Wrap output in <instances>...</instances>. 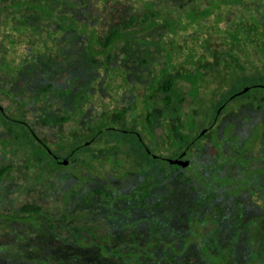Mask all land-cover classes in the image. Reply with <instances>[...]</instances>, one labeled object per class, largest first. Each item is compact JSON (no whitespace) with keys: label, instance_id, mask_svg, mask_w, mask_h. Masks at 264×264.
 I'll list each match as a JSON object with an SVG mask.
<instances>
[{"label":"rangeland","instance_id":"rangeland-1","mask_svg":"<svg viewBox=\"0 0 264 264\" xmlns=\"http://www.w3.org/2000/svg\"><path fill=\"white\" fill-rule=\"evenodd\" d=\"M15 1L0 0V105L66 162L0 119V264H127L71 235L82 225L108 234L113 218L125 224L111 243L129 247L131 264H205L189 222L205 212L217 222L215 234L212 223L201 228L204 245L214 234L227 264H255L244 236L258 215L251 238L264 244V88L229 103L180 171L151 161L132 133H96L133 126L152 152L173 157L186 140L172 124L192 135L189 120L206 125L213 99L264 82V0Z\"/></svg>","mask_w":264,"mask_h":264},{"label":"trees","instance_id":"trees-1","mask_svg":"<svg viewBox=\"0 0 264 264\" xmlns=\"http://www.w3.org/2000/svg\"><path fill=\"white\" fill-rule=\"evenodd\" d=\"M14 4H16L17 6H22L24 4H27V1H23V0H18V1H15ZM160 10H157V11H152L150 12L151 15H154V13H159ZM119 29H114L111 33H109L105 40L102 42L103 45H110L112 43H114L118 37L120 36V33H119ZM248 86V89L252 88V87H262L264 88V82L263 80H259L257 82H254V83H247L245 84ZM173 86L172 84V81H171V78L169 79H165V81L163 82L162 84V87L164 89H171ZM247 91L243 92V93H246ZM170 99V96L169 94H167L165 97H164V101L168 102ZM5 118V117H4ZM103 129H110V130H114L116 132H120V133H123V134H126L128 135V133H132V131L128 130V129H124L123 130V127H120V126H115V127H111V126H103V127H100V131H97L96 134H98L99 132H101ZM175 133L176 134H182L181 133V129H180V126L177 125L175 127ZM131 137H133L139 147H144V155L148 158H153L151 156V154L149 152L146 151L145 149V144L143 142V140L141 138H139L136 134H131ZM54 162H56L54 160ZM57 163V162H56ZM172 166H177V165H172ZM199 183V182H198ZM247 184V183H245ZM199 185H203L202 183H199ZM242 186V185H241ZM241 186H239V188H241ZM238 189V188H237ZM249 192L251 194H253L251 197H252V201L254 203H258V200H259V197L255 194V191L253 190V187H249ZM23 208L25 210H28V211H34V212H39L41 210V207L37 204H25L23 206ZM240 216V215H239ZM45 217L52 223V224H56L55 223V220L56 222L58 223L59 221L58 218H54L53 216H46ZM111 218V217H110ZM259 217L258 215H253V216H250L246 221H245V224L247 226L246 230H245V236L244 238L246 239H249V250H250V256L253 258V259H256L257 262L255 264H264V244L261 243L259 244L260 240H257L256 242L254 240H252L251 236L254 235L256 233L259 232V230L257 231V229L255 228L256 225L258 224L259 222ZM112 223H115L114 224V227H112L111 229H109V232L108 234H105V235H100V234H97L96 232H94V229L92 228V226H86V225H82V226H79V227H74V232L71 234L75 240H79L80 243L82 244V240H86V238L88 237H91L92 239H90L89 243H87L88 247H93V246H96V251L99 252V254L101 255H104V256H107L109 254H113V253H116L117 251H119V253L123 254L124 256H126L125 259V262L127 264H131L130 261L132 260L133 261V257L131 256V250H129V247H126V245L124 244H121V245H112L111 241L116 238V236L118 235L117 231L121 228L122 225L125 224V220H120L121 223L119 224H116V220L113 218L111 219ZM191 223V231H190V235H191V238H197V242L199 243L197 245L198 249L205 252V256L201 255L202 258H201V261L200 262H204L205 264H227L224 260L221 259V257L219 256L218 252L220 251V249L222 247H220L218 245V240L215 238V233H216V229H215V225H216V222H217V216L213 213H210V212H205L204 215H202V217L200 218H193L192 220L189 221ZM207 223H212V227H211V232L214 233L212 235H210V239L213 241L212 245H204L205 241V235H208V232L205 231V230H202L201 228H204ZM99 240H98V239ZM200 242H202V244H200ZM82 246H85V244H82ZM98 254V253H97ZM133 258V259H132ZM203 264V263H202Z\"/></svg>","mask_w":264,"mask_h":264},{"label":"flooded vegetation","instance_id":"flooded-vegetation-1","mask_svg":"<svg viewBox=\"0 0 264 264\" xmlns=\"http://www.w3.org/2000/svg\"><path fill=\"white\" fill-rule=\"evenodd\" d=\"M55 38H57V34L55 32ZM56 47V46H55ZM248 89V86L245 85ZM243 86V87H245ZM243 87L240 88L239 90L233 91L231 93H229L228 95L225 96H221L218 99H213V105L215 103V108H214V112L211 115L210 120L208 121V123L204 126H201L200 128H198L197 126L194 125L193 120L188 118L189 121H191L190 126H192V130H194V133L192 135H187V133H182L180 134V138L186 140L184 144L180 145L178 150L174 153L173 157H166L163 156L161 154H155L154 152H152L150 150V148H148L149 146L145 143V141L143 140L142 136L140 135V133L138 131L135 130V128L133 126H120L123 127L124 129H128L130 131H132V134H136L139 138H141L145 144V149L147 152H149L151 154V156L153 158H151V161L155 162V163H162V165H167L170 168L173 169H177V170H183L184 168H187L191 165V159L189 156V153L191 152L195 142L197 141V139L199 137L202 136V134L207 133L210 131L213 132L214 129L216 128L218 122L221 119V115L222 113L225 111V107L233 102V100H235L237 98V96H240L242 94H244L243 92L247 91L244 90L243 91ZM262 88V87H259ZM5 117V118H4ZM0 119L1 121L7 122V123H12L15 124L17 126H19L23 133L28 134L34 141V143L43 151V152H48L53 160H55L57 163H62V159L58 157L55 152L53 150H51V148L48 146V144L37 134L36 130L34 129V127L23 117H18V116H13L10 114H7L1 107L0 105ZM179 125L181 128L182 126H184V124H181V122L176 123V124H172L171 125V129H172V133H175V127ZM111 127H115L112 125H108ZM117 127V126H116ZM109 130V129H108ZM100 131V128L97 130ZM176 134V133H175ZM84 145V143L80 144H76L74 147L71 148V152L78 150L80 147H82ZM169 158H175V159H182V160H188V163L186 165H181L177 162L175 163H171L168 161ZM172 165H177V166H172Z\"/></svg>","mask_w":264,"mask_h":264},{"label":"water","instance_id":"water-1","mask_svg":"<svg viewBox=\"0 0 264 264\" xmlns=\"http://www.w3.org/2000/svg\"><path fill=\"white\" fill-rule=\"evenodd\" d=\"M71 25H72L71 22L66 23V24H65L60 30H61V31H64L67 27H69V26H71ZM246 89H247L246 86L243 87V91L246 90ZM168 161L171 162V163H175V162H177V163H179V164H181V165H186V164L188 163V160L175 159V158H169ZM62 162L65 163V162H66V159H62Z\"/></svg>","mask_w":264,"mask_h":264}]
</instances>
